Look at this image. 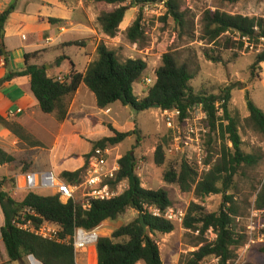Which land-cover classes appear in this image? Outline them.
Returning <instances> with one entry per match:
<instances>
[{
	"label": "trees",
	"instance_id": "1",
	"mask_svg": "<svg viewBox=\"0 0 264 264\" xmlns=\"http://www.w3.org/2000/svg\"><path fill=\"white\" fill-rule=\"evenodd\" d=\"M161 0H94L99 6L97 21L108 37H114L119 31L126 11L135 4L137 14L130 26L125 30V37L130 43H137L144 38L142 8L146 4H154ZM230 3L238 0H227ZM106 6H111L107 7ZM12 7L0 13V57L4 52L3 33L5 22ZM171 18L176 25L184 27L183 13L177 0H168L162 20ZM202 38L208 43H215L226 32L227 48L243 42L233 34L249 35L250 38L264 36V22L256 17L240 14H229L216 8L214 11L205 10L201 20ZM83 41L68 42L66 45H81ZM38 52L25 54L26 65L21 71H8L0 79V84L16 76H28L30 90L36 98L40 110L45 114H54L57 121H63L67 115L69 98L76 92L80 84H84L96 99V106L107 108L114 102L129 105L132 110L139 112L150 109L157 104L160 110L180 111L179 120L188 115V110L195 105H202L207 111L208 119L205 124L208 136L215 130L219 131L222 139L220 156L204 171L200 177L198 172L182 159L178 166L166 164L167 147L157 143L153 159L162 170L165 183L176 184L181 192H193L195 198L203 199L212 194H221L222 201L218 211L205 212L204 209L192 202L183 220V227L203 234L212 228L216 238L212 242L203 243L190 253L186 264H198L208 256L218 258L219 264L234 256L235 249L242 245L245 236L236 230L235 219L238 215V205L234 195L230 193L234 176L241 168L255 167L261 157L247 153L242 149L241 135L237 123L229 115V102L235 86L228 85L219 89L218 93L195 92L190 81L195 75L189 61H180L177 54L167 51L161 56V64L156 68V80L147 90L144 97L139 98L133 92V84L138 82L147 68L141 58L120 59L116 52L101 42L97 46V58L90 62L84 73L72 70L68 79L58 80L46 74L44 66L29 64L31 58ZM208 56V55H206ZM64 57H60L62 59ZM5 64L8 59L5 57ZM264 62V53L256 57L255 64ZM246 108L248 116L246 127L264 136V110H262L246 93ZM219 104V105H217ZM218 108L222 115L217 114ZM0 122L9 128L20 139L33 138L21 125L0 116ZM110 136L91 141L95 147L112 146L123 142L130 135L137 134L136 128L121 132L108 125ZM139 141V138L136 139ZM38 145L39 142H32ZM85 157H88L86 155ZM14 156L0 148V165L10 164ZM118 180H126L128 188L120 195L110 200L92 201L89 209H83L80 202L68 200L62 203L56 194L41 195L35 191L24 192L22 200H15L3 189L9 178L0 177V209L3 224L0 227L1 240L9 262H18L24 257L33 255L43 264H77L73 248L69 244L57 243L38 237L14 226L12 220L20 215L27 207L32 208L43 219L57 224L61 236H70L75 227L92 229L106 220H114L132 208L138 216L133 221L112 231L110 236H100L96 243L97 264H163L159 243L152 236L173 231L174 223L163 217H157L146 208L153 206L165 210L172 202L165 188L157 190L146 189L142 186L135 172L136 157L131 149L118 159ZM84 167L74 172L64 171L61 177L70 184H78ZM255 208L264 210V180L258 189ZM147 224V232L143 234L140 217ZM264 254V246H254Z\"/></svg>",
	"mask_w": 264,
	"mask_h": 264
},
{
	"label": "rangeland",
	"instance_id": "2",
	"mask_svg": "<svg viewBox=\"0 0 264 264\" xmlns=\"http://www.w3.org/2000/svg\"><path fill=\"white\" fill-rule=\"evenodd\" d=\"M177 2L183 13L184 27L176 25L171 18L162 20L163 10L154 8L153 11L143 15L145 18L143 23L144 38L137 43H130L127 40V46L121 44L117 51L120 59L141 58L146 62L147 68L139 80L146 89V93L149 87L144 84V78L152 75L161 64L162 54L169 50L176 53L180 61L187 60L192 69H196L195 75L190 81L195 92L213 94L218 93L222 87L232 84L235 86L229 102V115L238 125L242 149L247 153L257 154L261 157L257 166L238 170L230 189V193L234 195L238 205V215L235 219L236 230L241 233L256 193L264 180V136L250 130L245 124V119L248 116L245 102L246 93L264 110V62L255 64L258 54L244 48V46L240 47L238 44H234V46L227 48L224 45L225 38L232 35L231 32L221 36L215 43H208L202 38L201 20L205 10L214 11L219 8V10L229 14L256 17L264 22V0H238L234 3L227 0H177ZM129 14L131 13L128 12L126 16ZM252 42L254 44L259 43L256 38ZM122 50L125 54L121 52ZM139 82L135 83L136 89L140 86ZM111 114L114 115V113ZM119 115L128 123L123 122L121 132H126L131 125V130L136 128L138 133L130 135L119 144L109 146L112 157L115 155L121 157L132 149L136 157L135 172L143 187L152 190L165 188L171 199V206L187 210L188 206L194 202L200 205L205 212L218 211L222 201L221 194H212L203 199L195 198L193 192H181L176 184H168L163 181L162 170L164 166L158 167L153 159L157 143L161 142L167 147V165L178 166L183 158L176 153L174 132L163 121L159 111L149 109L136 112L129 108ZM47 119L51 120V118ZM108 125L110 124L105 123V126ZM105 130L107 131L108 127H105ZM98 132L100 131L98 130ZM137 137L139 141L136 140ZM34 140L30 137L24 139V142L27 143V147H25L27 150H23L24 147H22L19 153V161L15 164L9 177V181L12 182L6 181L3 186V189L17 201L22 200L24 194L15 188L16 179H19L18 185L21 186L22 181L19 175L30 168L34 170L43 169L47 164V155L53 143V138L48 133L41 135L42 144L35 145L32 143ZM221 142L222 139L218 130L213 131L210 136L206 135L204 147L207 153L206 161L210 164L214 163L220 156ZM37 146L42 147L37 148ZM27 159H30L29 163ZM13 190L16 193L13 194ZM37 192L41 195H51V191L48 189H40ZM137 216V211L130 208L116 219L102 222L99 233L102 234V231L104 233L111 232L133 221ZM0 223H3L1 209ZM152 237L159 243L163 264H186L190 253L195 251L199 245L212 242L215 234L207 231L201 234L197 230H188L182 224L174 223L172 232L157 233ZM199 242L201 244H198ZM241 246L235 249L234 256L228 260L229 264H264V254H261L257 248H249L243 253L240 251ZM93 255L89 249L88 258L91 259ZM236 260L238 263L235 262ZM0 264L31 263L28 257H24L18 262H9L0 235ZM198 264H219V261L214 256H208Z\"/></svg>",
	"mask_w": 264,
	"mask_h": 264
},
{
	"label": "crops",
	"instance_id": "3",
	"mask_svg": "<svg viewBox=\"0 0 264 264\" xmlns=\"http://www.w3.org/2000/svg\"><path fill=\"white\" fill-rule=\"evenodd\" d=\"M9 7L12 9L4 26L2 45L4 54L0 57V79L8 71H21L26 65L25 54L34 52H38L37 56L31 58L28 63L44 66L46 74L58 80L68 79L72 70L84 73L88 64L96 60L97 46L101 42L119 56L118 47L121 44L127 46L125 30L131 25L138 11L136 6L131 5L125 13L117 35L108 37L97 21L99 6L94 0H0V13ZM128 12L131 14L126 16ZM73 41L83 43L66 45ZM121 52L125 54L123 50ZM5 57L8 59L7 64ZM135 83L134 94L140 96L139 98L144 97L147 94L146 89L140 82L136 89ZM129 108H131L129 105L119 101L107 108H98L93 92L82 83L69 98L65 119L59 122L54 114H45L40 110L30 90L28 76H16L0 84V116L21 125L40 144L42 134L48 133L53 138L46 166L40 170L30 168L27 171L51 168L61 175L64 171L74 172L83 167L85 169L88 165V157L85 156H89L92 151L91 141L112 134L109 128L105 130V127H108L105 123L121 131L123 122L128 123L121 119L119 114ZM150 109L160 112L159 108ZM9 111L14 112V115L9 116ZM130 130L131 125L127 131ZM22 147L23 150H27L24 139L17 137L0 122V148L15 158L10 164L0 165V177H10L15 164L19 161ZM119 157L120 155L113 156L115 159ZM29 160L27 159L28 163ZM22 192L21 194H24ZM12 193L16 191L13 190ZM2 224L0 223V227ZM111 233L112 231L108 233L102 231L100 235L110 236ZM91 252L97 259L96 246ZM85 260V254H79L78 262L85 263Z\"/></svg>",
	"mask_w": 264,
	"mask_h": 264
},
{
	"label": "built area",
	"instance_id": "4",
	"mask_svg": "<svg viewBox=\"0 0 264 264\" xmlns=\"http://www.w3.org/2000/svg\"><path fill=\"white\" fill-rule=\"evenodd\" d=\"M167 1L161 0L154 4L144 5L142 8L143 15L153 11L154 8H160L164 13ZM144 21L145 18L142 19L143 23ZM228 33L226 32L225 34ZM234 36L243 42L244 48L258 55L264 53V36L255 37L259 41L258 44H254L252 42L254 38H250L249 35H241L238 32H234ZM155 80L154 71L152 75L145 77L143 82L147 87H150ZM160 114L163 121L174 132V149L176 153L188 165L192 166L200 177L204 171H208L211 165L206 161L207 153L204 147L205 138L208 134V128L205 124L208 119L207 111L202 105H195L188 110V115L181 121L179 120L180 111L177 109L160 110ZM217 114L219 116L222 115L221 108H218ZM8 115L13 116L14 112L9 111ZM118 170V159L111 156V147H95L88 156V165L84 169L81 181L78 184L66 182L61 175L48 168L41 171H25L20 175L22 185L19 186L18 180H16L15 188L23 192H37L40 189H48L51 194L58 195L62 203H66L68 200L78 201L83 209H89L92 201L113 199L120 196L128 188L126 180H116ZM146 208L152 215L163 217L172 223L182 224L186 215L185 208L175 206H169L163 211L153 206ZM12 224L43 239L71 245L77 264H90L88 250L96 246L100 237V225L92 229L75 227L72 235L62 237L61 229L57 224L43 219L30 207H27L20 215L16 216L12 220ZM206 231L215 234L211 227L206 229ZM241 233L245 236V241L240 247V251L243 253L254 246H264V210L255 208L254 202ZM81 253L85 254V263L78 262V257ZM215 258L218 260L217 257ZM94 261L97 264L95 255ZM235 262L238 263V260ZM226 263L229 264V261L227 260Z\"/></svg>",
	"mask_w": 264,
	"mask_h": 264
},
{
	"label": "water",
	"instance_id": "5",
	"mask_svg": "<svg viewBox=\"0 0 264 264\" xmlns=\"http://www.w3.org/2000/svg\"><path fill=\"white\" fill-rule=\"evenodd\" d=\"M133 6H135V4H133ZM151 108H159V106L157 105V104H154V105H152L151 106ZM140 222H141V226H142V228H143V234H145L146 232H147V224L145 223V221H144V218H143V216H141L140 217ZM30 258H35L33 255H29L28 256V259H30ZM36 259V258H35ZM39 261V260H38ZM40 262V261H39ZM41 263V262H40ZM41 264H43V263H41Z\"/></svg>",
	"mask_w": 264,
	"mask_h": 264
},
{
	"label": "bare ground",
	"instance_id": "6",
	"mask_svg": "<svg viewBox=\"0 0 264 264\" xmlns=\"http://www.w3.org/2000/svg\"><path fill=\"white\" fill-rule=\"evenodd\" d=\"M94 254V253H93ZM30 263L31 264H41L37 259L35 258H30ZM90 264H95V261H94V255L92 256V258L90 259Z\"/></svg>",
	"mask_w": 264,
	"mask_h": 264
}]
</instances>
